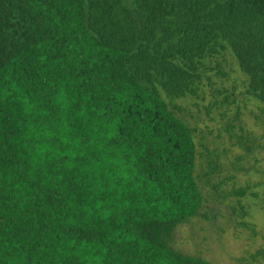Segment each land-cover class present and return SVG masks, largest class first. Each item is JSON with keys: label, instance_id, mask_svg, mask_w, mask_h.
Listing matches in <instances>:
<instances>
[{"label": "trees", "instance_id": "trees-1", "mask_svg": "<svg viewBox=\"0 0 264 264\" xmlns=\"http://www.w3.org/2000/svg\"><path fill=\"white\" fill-rule=\"evenodd\" d=\"M239 92L264 113V0H0V264H214L172 245L205 201L177 101L241 143Z\"/></svg>", "mask_w": 264, "mask_h": 264}, {"label": "rangeland", "instance_id": "rangeland-1", "mask_svg": "<svg viewBox=\"0 0 264 264\" xmlns=\"http://www.w3.org/2000/svg\"><path fill=\"white\" fill-rule=\"evenodd\" d=\"M227 71L230 79L244 77L233 62ZM238 94L242 114L235 123L246 129L241 143L239 128L233 129L232 136L224 129L226 119L211 120L206 110L194 106L190 99L177 101L185 107L182 115L200 126L198 148L202 155L197 174L205 201L199 215L175 229L172 245L214 264H264L263 259L253 257L264 246V113L257 101L245 102L243 95ZM210 161L217 162L218 170L206 177ZM230 175L234 178L228 179ZM242 187H248V193L240 197L237 191ZM240 201L249 207L247 217L235 212ZM243 220L249 225L243 224Z\"/></svg>", "mask_w": 264, "mask_h": 264}]
</instances>
